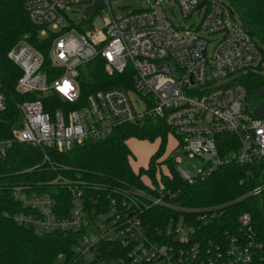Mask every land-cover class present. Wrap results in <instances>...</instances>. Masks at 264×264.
Instances as JSON below:
<instances>
[{"label": "built area", "instance_id": "built-area-1", "mask_svg": "<svg viewBox=\"0 0 264 264\" xmlns=\"http://www.w3.org/2000/svg\"><path fill=\"white\" fill-rule=\"evenodd\" d=\"M95 1H25L28 19L40 37L48 33L55 37L46 55L24 40L7 54L21 70L16 90L36 99L16 104L20 132L12 128L10 139H0V160L14 142L43 153L46 149L66 152L84 142L102 141L116 128L149 116L162 120L177 147L202 162L199 169L191 166L194 173L181 168L179 159L173 162L178 176L189 185L230 163H260L264 170V116L257 119L247 112L248 95L237 82L264 66L263 55L229 8L220 0H205L199 9L203 0H128L140 7L123 14L119 0H101L85 18L86 8ZM174 9L177 24L167 15ZM195 16L197 22L188 25ZM96 22L100 29L95 28ZM96 58L104 61L108 76L129 69L131 89L113 87L81 98L80 71ZM53 94L60 106L48 111ZM5 110L0 92V112ZM223 134L238 139L237 151L220 155L216 138ZM160 170L167 173L164 167ZM147 184L152 190L120 188L100 199L86 192L90 186L57 176L51 185L69 192L68 211L53 196L28 195L13 186L14 200L26 210L15 219L37 234L80 233L65 264L252 262L253 242L238 244L230 239L223 251L214 248L202 254L200 246L191 243L193 225L182 216L170 217L164 228L150 232L140 218L147 204L180 209L160 185L154 189ZM251 194L259 197L264 208V184ZM197 221L208 222L201 216ZM240 222L246 228L249 219L242 216Z\"/></svg>", "mask_w": 264, "mask_h": 264}, {"label": "trees", "instance_id": "trees-1", "mask_svg": "<svg viewBox=\"0 0 264 264\" xmlns=\"http://www.w3.org/2000/svg\"><path fill=\"white\" fill-rule=\"evenodd\" d=\"M25 1L0 0V92L6 100V110L0 112L2 140L11 138L12 128L18 121L16 104L36 99L35 95L16 90L21 70L8 58V52L24 40L46 55L55 37L51 33L40 37L39 29L28 19ZM220 1L250 34L264 63V0ZM131 76L129 69L123 74L108 76L104 72V61L96 58L80 71L81 98L113 87L128 91ZM237 82L245 88L248 99L254 97L264 91V66L238 77ZM48 100H51L48 111L59 108L56 95L49 96ZM169 133L170 129L162 120L146 116L142 121L116 128L102 141L84 142L66 152L46 149L43 153L30 145L14 142L7 156L0 160V264H54L59 257L69 259L72 256L80 233L52 231L37 234L15 219L26 210L14 200L13 186L22 187L28 195L53 196L65 211L70 209L71 199L66 188L51 185L57 176L90 186L86 192L100 199L120 188L152 190L148 189L147 182L154 189L160 185L162 190L169 192L171 204L180 210L147 204L140 212V218L150 232L164 228L170 217L182 216L193 225L191 243L199 245L202 254L214 248L223 251L230 239L238 244L253 242L254 256L250 264H264V208L259 197L251 194L256 186L264 184L261 164H225L189 185L178 176L172 160L164 157ZM130 139L159 141L147 169L133 171L130 165L133 155L127 146ZM216 141L220 155L239 149L235 136L223 134ZM161 167L166 169V174ZM200 216L208 220L205 225L197 221ZM242 216L249 219L246 228L240 222Z\"/></svg>", "mask_w": 264, "mask_h": 264}, {"label": "rangeland", "instance_id": "rangeland-1", "mask_svg": "<svg viewBox=\"0 0 264 264\" xmlns=\"http://www.w3.org/2000/svg\"><path fill=\"white\" fill-rule=\"evenodd\" d=\"M118 5L123 7V14H127L131 12L132 10L140 7L139 3L128 1V0H119ZM112 9L115 10V6H113V4H112ZM114 14L116 15L115 12ZM167 15L176 24L180 22L178 19V13L176 9L173 10V13H168ZM197 19H198L197 16L190 19L188 22V25L197 22ZM95 28L100 29V23L96 22ZM13 132L14 133L20 132V128L17 124L13 126ZM158 144H159L158 140H155L153 142H147V141H139L136 139H130L127 141V146L133 155V158L130 160V165L134 172H137L140 168L147 169L149 159L155 153L158 147ZM177 145H178L177 141L172 136H168L164 157L172 160V162H176V160L179 159L181 162L180 167L183 169L185 168V170L187 169L193 173H194V170L191 167L192 165H194L196 169H199L202 167V162L199 159L189 158L188 155L183 152L182 148L177 147ZM157 177H158V174L156 178ZM54 264H65L63 257L57 258Z\"/></svg>", "mask_w": 264, "mask_h": 264}, {"label": "water", "instance_id": "water-1", "mask_svg": "<svg viewBox=\"0 0 264 264\" xmlns=\"http://www.w3.org/2000/svg\"><path fill=\"white\" fill-rule=\"evenodd\" d=\"M101 0H96L93 5L86 8L84 17H89L91 11L96 7L97 4H100ZM206 3L203 0L197 7V9L201 8ZM248 112L249 114L257 119H260L264 116V91L258 92L254 97L248 99Z\"/></svg>", "mask_w": 264, "mask_h": 264}]
</instances>
